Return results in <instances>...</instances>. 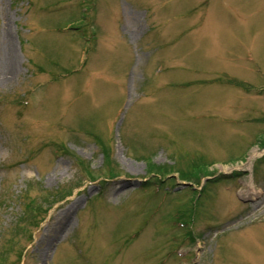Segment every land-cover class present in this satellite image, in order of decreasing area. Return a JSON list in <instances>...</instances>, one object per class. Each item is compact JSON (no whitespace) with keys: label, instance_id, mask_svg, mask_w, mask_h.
I'll list each match as a JSON object with an SVG mask.
<instances>
[{"label":"rangeland","instance_id":"obj_1","mask_svg":"<svg viewBox=\"0 0 264 264\" xmlns=\"http://www.w3.org/2000/svg\"><path fill=\"white\" fill-rule=\"evenodd\" d=\"M0 264H264V0H0Z\"/></svg>","mask_w":264,"mask_h":264},{"label":"bare ground","instance_id":"obj_2","mask_svg":"<svg viewBox=\"0 0 264 264\" xmlns=\"http://www.w3.org/2000/svg\"><path fill=\"white\" fill-rule=\"evenodd\" d=\"M12 58H13V55H12ZM46 253H47V250H46V248L44 249V250H42V255H46Z\"/></svg>","mask_w":264,"mask_h":264}]
</instances>
